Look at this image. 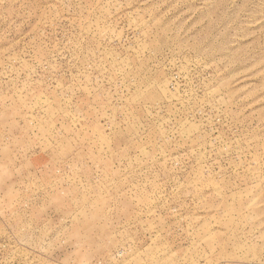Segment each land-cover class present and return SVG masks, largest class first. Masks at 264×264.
<instances>
[{"label": "rangeland", "instance_id": "374dc122", "mask_svg": "<svg viewBox=\"0 0 264 264\" xmlns=\"http://www.w3.org/2000/svg\"><path fill=\"white\" fill-rule=\"evenodd\" d=\"M0 264H264V0H0Z\"/></svg>", "mask_w": 264, "mask_h": 264}]
</instances>
